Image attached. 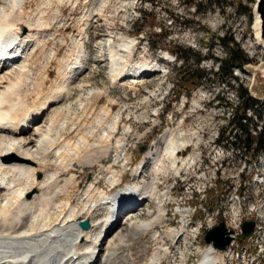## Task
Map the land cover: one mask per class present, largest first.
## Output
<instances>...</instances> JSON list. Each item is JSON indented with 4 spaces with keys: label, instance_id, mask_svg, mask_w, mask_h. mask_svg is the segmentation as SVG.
I'll list each match as a JSON object with an SVG mask.
<instances>
[{
    "label": "rangeland",
    "instance_id": "374dc122",
    "mask_svg": "<svg viewBox=\"0 0 264 264\" xmlns=\"http://www.w3.org/2000/svg\"><path fill=\"white\" fill-rule=\"evenodd\" d=\"M256 5L257 0H25V10L32 11L36 17L39 15L46 31L65 37L62 41L52 36L41 37L36 44L39 48L34 45L25 50L30 53L27 57L30 74L22 93L29 96V104L35 99L31 93L38 83L44 93L59 78V69L66 67L60 58L70 59L76 51L79 43L66 37L67 33L76 34L85 28L88 35L83 62L87 70L68 85V97L48 111L42 124L53 121L50 141L69 140L72 149L80 155L67 170L50 155L47 167L41 169L36 180L40 182L44 175L54 174L59 187H63L73 177L75 184L71 183L66 197L77 205L88 200L81 189L90 181L97 182L99 190L112 194L109 171H115L118 176L119 188L135 185L143 179L148 181L152 178L149 159L144 161L139 178L131 175V170L143 159L138 150L159 148L163 153L165 145L158 138L170 129L176 142L187 139L190 145L177 150L178 161L187 158V165L178 162L173 171L164 160L162 167L165 165L163 169L168 172L157 175L158 201L145 203L126 221V224L137 225L151 220L158 209L166 213L154 224L161 236L155 240L144 239L145 245L137 250L144 246L150 251L166 248L173 256L168 264H199V250L207 246L206 233L219 221L226 223L221 215L214 226L213 222H204L197 231L188 229V235L186 227L187 240H175L176 246L166 232L171 227H182L183 221L181 223L176 215L177 206L181 204L187 209L191 195L205 190V197L199 194L195 202L214 214L219 203L225 205L226 198L231 196L222 194L237 189L243 213L240 224L237 221L226 223L230 230L239 234L243 222L256 220L264 227V217L255 218L248 209L254 201L264 199V47L255 37ZM87 13L90 16L99 13L104 21L94 23L92 20L84 25ZM52 17L66 21L54 23ZM19 27L22 26L19 24ZM123 39L134 41L132 54L128 55L120 47ZM236 45L248 62L241 68L232 67V76H228L221 62L229 59V49ZM111 50L127 65L143 60L157 62L163 75L157 74L141 87L131 83L112 86ZM166 55L172 63L164 61ZM44 74L48 77L46 80L42 78ZM245 92L255 101L253 105L246 101ZM138 135L141 137L137 138ZM79 137L85 140L84 144L77 142ZM107 144L112 147L108 158L99 156V148ZM74 152L67 154L74 158ZM85 157L90 159L89 163L85 162ZM91 196L97 198L98 194L91 192ZM3 200L1 197L0 201ZM49 209L51 214L61 213L64 218L68 215L66 208L51 205ZM259 237L256 243L264 248V237L261 234ZM256 246L236 239L233 249L223 255L225 264H250L251 261L264 264V256L262 261L256 260Z\"/></svg>",
    "mask_w": 264,
    "mask_h": 264
},
{
    "label": "bare ground",
    "instance_id": "6f19581e",
    "mask_svg": "<svg viewBox=\"0 0 264 264\" xmlns=\"http://www.w3.org/2000/svg\"><path fill=\"white\" fill-rule=\"evenodd\" d=\"M24 5L25 0H6L5 3L0 0V198H4L3 201H0V264H168L173 257L169 249L160 247L161 249L150 251L144 246L137 250V247L145 245L142 242L144 239L155 240L161 236L154 224L165 216L164 209H158L155 216L147 222L130 225L131 223L126 224V221L135 216L145 203L158 201L159 181L157 175L164 171L163 167H166L165 165L162 167L164 160L170 163L168 169L173 171H175L178 162H181V165H187V158L178 161L179 151H177L178 148L186 149L190 146L187 139L178 143L173 138L174 133L170 129H166L158 138V141L165 145L163 153L159 148L147 150L142 155L143 159L131 170V175L139 178L144 161L149 159L152 176L150 180L143 179L135 185L119 188L118 176L114 173L115 171H109L112 194L99 190L97 182L90 181L88 185L80 188L88 199L83 205L73 204L74 201L66 197L69 193V186L74 183L73 177L67 180L63 187H59L58 177L54 174L44 175L43 180L38 182L36 176L41 173V169L47 167L46 163L49 161L47 159L50 155L54 156L58 165L65 170L67 167L72 168L73 160L80 155L77 150L72 149L69 140H62L61 143L50 141L53 121L45 126L42 124H44L48 111L53 110L68 97V85L85 73L86 68L83 62L86 54L82 41L88 38V35L85 28L80 29L76 34L71 31L67 33L66 37L79 43L76 51L70 59L60 58L61 63L66 64V67L59 69V78L54 80L53 85L44 93L39 89L40 83H38L36 89L31 93L35 99L29 104V96L22 93V89L27 88L26 79L30 74L27 59L30 53L27 54L25 50L38 45L41 37L52 36L61 41L65 37L56 32L52 34V31H46V25L39 15L36 17L37 15H33L32 11H26ZM87 16V18L82 16L86 18L84 25H88L92 20L94 23L104 21V17L102 19L99 13ZM96 18L99 20H95ZM52 20L55 21L54 23L63 22V24L66 21V19H56L55 17L54 19L52 17ZM19 24L22 27L18 28ZM261 29L262 21L256 5L255 37L257 43L264 47ZM22 30L24 33H21ZM7 38L11 39L10 43L14 45V49L9 47L11 44L4 42ZM133 45V40L123 39L120 47L130 55ZM128 57L131 59L130 56ZM166 57L170 58L169 55ZM109 60L112 85H120V81L132 79L136 75L132 72L133 69L150 75L162 72L156 65L147 61L137 65H127L113 50L110 51ZM43 77L44 80L48 78L45 74ZM150 79L147 78L137 84L143 85ZM113 126L117 127V125ZM106 137L104 138L106 139ZM140 137L141 135H138L137 138ZM77 142L84 144L85 140L79 137ZM117 142L120 140L118 139ZM109 145H102L99 150L97 149L99 156L104 158L108 156L112 149ZM73 150L75 151L74 158H71L67 153ZM88 157H85L84 160L89 163ZM84 160L82 159L83 162ZM176 173L178 172L176 171ZM39 176L41 177V175ZM91 192L97 193L98 197L91 196ZM205 192L206 190L195 195L193 193L190 201H187V209L177 208L176 215L180 218L181 223L183 221L181 230L171 227L166 232L173 241L187 240L186 227L197 231L203 227L204 222H213V218H218L221 213H243L244 206L242 207L239 195L228 196L225 205L219 203L220 206L214 214H210L209 209L200 206V204L190 203L195 202L197 197H200L199 194H206ZM60 196H62L61 199ZM51 205L56 206L57 209L66 208L67 217L64 218L61 213L51 214L49 212ZM224 208L227 212H224ZM248 209L254 213L255 218L264 217V199L254 201L250 208L248 206ZM198 210H200V218L195 219ZM187 213L189 217H187ZM83 220L89 221L90 227L87 231H82L78 226L79 221ZM255 223V232L247 242L253 246H259L256 260L262 261L264 248L257 244V241L260 234L264 237V227H261L257 220ZM137 243L140 246H136ZM176 244L178 243L176 242L175 246ZM161 253H163V257H161ZM224 254L213 249L211 245L206 246L205 249L200 250L199 264H225ZM132 255L134 256L132 257ZM166 258L168 262L162 263ZM250 264L254 263L251 261Z\"/></svg>",
    "mask_w": 264,
    "mask_h": 264
},
{
    "label": "water",
    "instance_id": "95a60500",
    "mask_svg": "<svg viewBox=\"0 0 264 264\" xmlns=\"http://www.w3.org/2000/svg\"><path fill=\"white\" fill-rule=\"evenodd\" d=\"M257 10L262 21L261 38L264 39V0H257ZM145 151V147L139 149L140 153ZM82 230H88L90 227L89 221L84 220L79 223ZM254 222H244L242 225V233L237 237L238 239H245L251 236L254 232ZM232 231L226 229L225 224L220 222L216 227L209 230L205 236V244L212 245L215 250L224 251L231 242L230 235Z\"/></svg>",
    "mask_w": 264,
    "mask_h": 264
},
{
    "label": "trees",
    "instance_id": "16d2710c",
    "mask_svg": "<svg viewBox=\"0 0 264 264\" xmlns=\"http://www.w3.org/2000/svg\"><path fill=\"white\" fill-rule=\"evenodd\" d=\"M231 41L232 43H234L233 40ZM247 62L248 60L245 58L242 51L236 45L234 49H229V59L221 62V64L225 69V70L223 69V71H225V74L228 76H232V67L241 68L242 65L246 64ZM244 96L246 98V101L250 104V106L255 103V101H253L246 92L244 93Z\"/></svg>",
    "mask_w": 264,
    "mask_h": 264
},
{
    "label": "built area",
    "instance_id": "2783aa9c",
    "mask_svg": "<svg viewBox=\"0 0 264 264\" xmlns=\"http://www.w3.org/2000/svg\"><path fill=\"white\" fill-rule=\"evenodd\" d=\"M205 195L206 194H201V198H203V197H205ZM222 195H233V196H238V193H237V189H236V191H234V192H230V193H228V194H222ZM190 203H194V202H190ZM251 213H252V211H251ZM221 216L226 220V223L228 222H231V221H237L239 224L241 223V221H240V219L242 218H240V216H242V214H232V213H230V212H228V213H221ZM216 221H217V218H213V225L216 223ZM227 226H228V224H227ZM237 233L235 232V235H236ZM234 243H235V241H233L232 243H231V247L234 245ZM228 250H230V249H228Z\"/></svg>",
    "mask_w": 264,
    "mask_h": 264
}]
</instances>
